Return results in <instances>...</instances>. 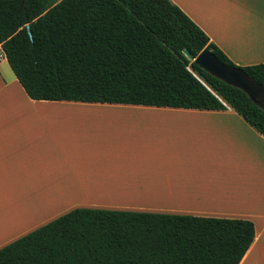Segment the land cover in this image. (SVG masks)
Wrapping results in <instances>:
<instances>
[{"label":"trees","instance_id":"1","mask_svg":"<svg viewBox=\"0 0 264 264\" xmlns=\"http://www.w3.org/2000/svg\"><path fill=\"white\" fill-rule=\"evenodd\" d=\"M0 44L33 99L230 105L264 135V109L184 49L209 45L262 86L264 63L237 65L171 0H0ZM255 238L250 219L78 207L1 248L0 264H242Z\"/></svg>","mask_w":264,"mask_h":264},{"label":"crops","instance_id":"2","mask_svg":"<svg viewBox=\"0 0 264 264\" xmlns=\"http://www.w3.org/2000/svg\"><path fill=\"white\" fill-rule=\"evenodd\" d=\"M171 1L237 65L264 63V0ZM0 55V249L89 207L250 219L256 238L242 264L258 254L264 245V135L232 106L37 100L1 44ZM84 108L128 112H61ZM86 122L95 132L79 129ZM110 173L121 176L126 204H116L114 195L98 198L105 202L77 198L76 191L98 186Z\"/></svg>","mask_w":264,"mask_h":264},{"label":"water","instance_id":"3","mask_svg":"<svg viewBox=\"0 0 264 264\" xmlns=\"http://www.w3.org/2000/svg\"><path fill=\"white\" fill-rule=\"evenodd\" d=\"M27 28L33 37L31 26L27 25ZM184 53L191 61L196 62L207 72L228 84L244 90L256 104L264 109V86L251 78L243 68L230 66L220 60L209 45L197 56H194L187 48L184 49Z\"/></svg>","mask_w":264,"mask_h":264},{"label":"rangeland","instance_id":"4","mask_svg":"<svg viewBox=\"0 0 264 264\" xmlns=\"http://www.w3.org/2000/svg\"><path fill=\"white\" fill-rule=\"evenodd\" d=\"M59 1V0H56ZM63 113H74V114H90V115H95V114H114V113H124V112H128V111H115V110H108V109H93V108H84V109H75L74 111H68V112H64L61 111ZM87 124L83 125V128H79L82 129V132L89 134L87 132H95V128L94 125L90 122H86ZM79 125V124H78ZM134 146V144L131 143H122L120 144V147H131ZM106 176H101L100 181H99V185L98 186H93V187H85V189H80L76 192L77 193V198H82L81 200H85L89 203L92 202H98L97 200H101L98 198H105L104 196L106 195H114V199L113 200H119L118 202L120 203H116V204H126L124 202L127 201H123L124 199L122 198H126V194H122L119 193L120 188H122V183L118 184V181H121V176L116 175V174H104ZM98 182V180H95ZM121 185V186H120ZM83 188V187H81ZM77 190V189H76ZM104 195H103V194ZM99 196V197H98ZM103 196V197H102ZM106 201L111 202L109 200V198L111 197H106ZM116 198H120V199H116ZM121 200V201H120ZM103 202H105L104 200H101ZM83 202V201H82ZM113 202H117V201H113ZM131 204H148V203H131ZM258 254L253 253L249 258L251 260H249L247 262V264H264V245L262 246V248H260L258 250V252H256ZM256 255V256H255ZM253 260L255 262H253Z\"/></svg>","mask_w":264,"mask_h":264},{"label":"built area","instance_id":"5","mask_svg":"<svg viewBox=\"0 0 264 264\" xmlns=\"http://www.w3.org/2000/svg\"><path fill=\"white\" fill-rule=\"evenodd\" d=\"M3 57H4V55H0V59L3 58Z\"/></svg>","mask_w":264,"mask_h":264},{"label":"bare ground","instance_id":"6","mask_svg":"<svg viewBox=\"0 0 264 264\" xmlns=\"http://www.w3.org/2000/svg\"><path fill=\"white\" fill-rule=\"evenodd\" d=\"M251 260V259H250ZM253 262H255L254 260H253ZM252 264H254V263H252Z\"/></svg>","mask_w":264,"mask_h":264}]
</instances>
